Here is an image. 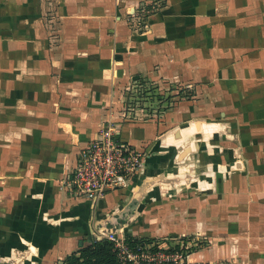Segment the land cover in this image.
<instances>
[{
	"label": "crops",
	"instance_id": "0c3cea01",
	"mask_svg": "<svg viewBox=\"0 0 264 264\" xmlns=\"http://www.w3.org/2000/svg\"><path fill=\"white\" fill-rule=\"evenodd\" d=\"M59 1L72 24L46 37L39 0H0V264H70L107 240L102 226L187 244L191 260L264 264V0H169L127 50L131 0ZM130 81L192 95L162 119L119 122ZM107 119L146 151L143 167L99 200L77 197L68 179ZM170 155L176 170L153 177Z\"/></svg>",
	"mask_w": 264,
	"mask_h": 264
},
{
	"label": "built area",
	"instance_id": "2783aa9c",
	"mask_svg": "<svg viewBox=\"0 0 264 264\" xmlns=\"http://www.w3.org/2000/svg\"><path fill=\"white\" fill-rule=\"evenodd\" d=\"M118 133L115 120L107 119L97 136L81 150L68 179L75 196L96 201L138 177L144 164V152L122 140ZM99 235L111 242L118 264H227L226 261L191 260L188 245L180 247L169 243L166 246L161 241L135 239L123 227L102 226Z\"/></svg>",
	"mask_w": 264,
	"mask_h": 264
},
{
	"label": "rangeland",
	"instance_id": "374dc122",
	"mask_svg": "<svg viewBox=\"0 0 264 264\" xmlns=\"http://www.w3.org/2000/svg\"><path fill=\"white\" fill-rule=\"evenodd\" d=\"M46 1H49V2L46 3ZM108 1H106L107 2L106 5H108L109 3ZM39 2L42 7H40L41 11L38 12L36 16L37 25L35 29H37L38 33H40L42 36L46 35V37H48V35L60 36L61 34H63L65 27H66L65 25L68 23L70 24L72 23L70 22L71 21L70 19L66 18V16L68 15L67 11L62 13L61 5H60L61 1L59 0H39ZM43 2H45L46 3L45 5L48 6L46 9H45V6L43 5ZM121 6H132L129 10H127V7H125L124 13H121V15L123 14L124 19H125L123 21V25H120L121 27L124 26L122 27L121 32L125 34V39L123 41H120V44L122 45V49L124 50L132 48L137 43H141L143 41V39H141L142 35L146 34L147 28L149 27L150 19H154L157 16H160L161 14L167 12L168 8H171L169 0H131L129 4L127 5L122 4ZM1 27H3V25H1ZM40 46H43L41 47L43 49L45 46L44 42L42 44L40 43ZM170 85L173 86V84H170ZM176 87L175 88H172V87L158 88L157 86H155L153 87V89H155L154 92H151L150 90L149 91L146 90L148 89V87H143L142 82H139V81L138 82L130 81L127 84V86L123 85L120 88L123 90L122 95L120 94L121 95L120 98L122 99L119 101L117 108H116V110L119 112L118 117L120 116L122 119V121H119V122L128 121V119L136 120V119H139V117L143 118V112L147 110H148L147 113L153 118H157V116L158 118H161V119L162 117L164 118L165 114H167L168 109L175 105L174 104L175 101H177L183 96L187 97L188 95L189 96L192 95V91H189L187 88L185 89L183 86H180L179 88H176ZM158 95H160L158 98L159 102H152V100L154 98H157ZM126 101H128L129 104L127 103V105H125ZM134 104H138V105L135 107ZM153 114H156V117L153 116ZM145 118L146 116H144L143 119ZM129 121H132V120H129ZM116 124L118 125V122H116ZM168 124L172 125L174 123H168ZM168 124H167V129H170V126H168ZM231 125L236 127L238 124L232 122ZM143 152L145 155L146 151H143ZM163 159H161L160 161L164 163L165 165L163 169L161 171L158 170L152 173L153 177L154 175H156L155 178L157 177V175H159V173L165 172L164 169H166L168 172L175 171L176 170L175 168H177L176 165L179 164V163H176L175 158H173L172 155H170V158L168 159V161L165 160L167 159L166 157ZM184 163L185 162L182 161L181 164H184ZM155 166L158 167L157 163L155 164ZM165 183L166 182H164V184ZM171 188L172 187L167 188V192L164 191V193L170 194L172 190ZM130 191L131 189L129 190V192ZM120 195H121L120 200H118L119 205L121 204L125 205L126 201L131 196V194L127 193V191H125L124 193L120 191ZM134 204L130 206L131 208H133V210L136 213L137 211H139V207L135 206ZM123 221H127L128 223H130V219H127V220L123 219ZM192 235L193 234L189 235L185 233V234L178 235L175 237L179 238L180 241L184 240V242L186 243V241L189 242L190 240H192V238H190L189 240V237H192ZM165 236H168V235H165ZM200 236L201 235L197 237L202 238ZM223 264H225V262H223Z\"/></svg>",
	"mask_w": 264,
	"mask_h": 264
},
{
	"label": "trees",
	"instance_id": "16d2710c",
	"mask_svg": "<svg viewBox=\"0 0 264 264\" xmlns=\"http://www.w3.org/2000/svg\"><path fill=\"white\" fill-rule=\"evenodd\" d=\"M70 264H118L108 240L94 241L87 245L80 256L72 255Z\"/></svg>",
	"mask_w": 264,
	"mask_h": 264
},
{
	"label": "water",
	"instance_id": "95a60500",
	"mask_svg": "<svg viewBox=\"0 0 264 264\" xmlns=\"http://www.w3.org/2000/svg\"><path fill=\"white\" fill-rule=\"evenodd\" d=\"M110 228V227H109ZM114 228V227H113Z\"/></svg>",
	"mask_w": 264,
	"mask_h": 264
}]
</instances>
